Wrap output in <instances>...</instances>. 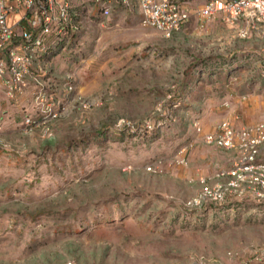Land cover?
Listing matches in <instances>:
<instances>
[{"label": "rangeland", "instance_id": "obj_1", "mask_svg": "<svg viewBox=\"0 0 264 264\" xmlns=\"http://www.w3.org/2000/svg\"><path fill=\"white\" fill-rule=\"evenodd\" d=\"M72 4L82 14L77 41L60 57L73 95L87 106L67 102L57 118L22 125L37 139L56 135L51 147L26 155L25 140L4 138L0 125V152L12 151L0 160V264H264L245 261L264 245V190L245 188V196L219 207L185 211L199 178L210 185L221 180L187 175L193 142L182 127L200 112H176L188 95L177 88L184 64L228 54L231 28L242 38L262 28L192 13V31L203 34L219 20L230 36L185 37L179 47L191 60L176 62L159 49L168 46L165 37L143 26L136 11L102 18ZM64 76L47 89L58 94ZM23 111L21 120L32 109ZM183 146L186 166L176 162Z\"/></svg>", "mask_w": 264, "mask_h": 264}, {"label": "built area", "instance_id": "obj_2", "mask_svg": "<svg viewBox=\"0 0 264 264\" xmlns=\"http://www.w3.org/2000/svg\"><path fill=\"white\" fill-rule=\"evenodd\" d=\"M73 0H0V85L8 97L21 94L33 86L31 114L20 126L46 123L57 118L67 102H86L75 97L70 73L62 79L58 94L49 87L48 79L59 78L49 61L68 51L77 37L81 12ZM91 16L108 18L118 10H134L143 26L151 27L162 37H171L195 13L200 20L215 15L231 23L247 26L264 21V0H75ZM244 35V33H242ZM264 65V54L260 57ZM48 63V66H47ZM150 128V124H145ZM193 132L206 144L234 151L232 165L215 176H224L210 185L199 178V190L184 201L185 211L202 209L207 204H221L230 197L242 198L245 188L264 190V118L235 127L229 119H219L210 130H204L198 117L190 121ZM1 130V128H0ZM190 145V144H189ZM183 146L176 162L187 165ZM151 166H148L150 169ZM219 181V180H218ZM264 262V245L250 251L245 261ZM182 264H195V261Z\"/></svg>", "mask_w": 264, "mask_h": 264}, {"label": "crops", "instance_id": "obj_3", "mask_svg": "<svg viewBox=\"0 0 264 264\" xmlns=\"http://www.w3.org/2000/svg\"><path fill=\"white\" fill-rule=\"evenodd\" d=\"M195 1L193 0V2ZM218 21H209L203 34L199 29L192 31L193 28L196 29L195 24L193 21H188L170 38H165V42L168 44L166 48H159L160 51L165 50L166 55L170 57L169 60L180 62L182 59H188V62L191 60L190 55L183 47H179L180 42L186 38H191L196 33L203 39L211 35L220 38L224 35L226 40L230 35L234 38L228 54H216L217 57H194L193 59H197V62L192 64L193 66L186 63L183 69L178 71V91L184 89L188 95L186 100L178 106L176 112L184 111L191 115L194 112H200L196 116L200 117L203 129L212 128L220 118L229 119L235 127H240L264 117V65L260 60L264 54V24H257V29L262 28L261 35L252 31L249 36L242 38L236 35L233 28H228L232 32L230 35L224 34V28ZM224 27L227 28V26ZM62 53L51 59L54 60L59 72H56L57 77L64 76L67 72L64 69V58L60 57ZM158 55L164 54L156 52V56L162 58ZM50 67L55 71L51 65ZM63 72L64 74H62ZM47 82L49 85L52 84L50 79ZM32 91L33 86L29 84L21 94L11 98L4 93V88L0 85L1 135L6 139L25 140L21 152L25 155L31 151L51 147L56 142L55 134L37 139L36 133L25 134L20 128L23 110H28L31 107ZM62 121L63 119L55 123L56 132L60 131L59 125ZM182 129L181 133L185 132L190 135L193 142L188 157L187 175L196 178L195 181L201 175L223 179L224 176L214 177V174L217 169H226L232 165L234 151L230 148L204 143L199 136L193 134L190 121L187 124L185 122ZM187 137L189 138V136ZM9 155H12V151H1L0 160L6 159Z\"/></svg>", "mask_w": 264, "mask_h": 264}, {"label": "trees", "instance_id": "obj_4", "mask_svg": "<svg viewBox=\"0 0 264 264\" xmlns=\"http://www.w3.org/2000/svg\"><path fill=\"white\" fill-rule=\"evenodd\" d=\"M74 39L76 40V37H75ZM76 41H77V40H76ZM76 41H74V42H76ZM74 42H73V43H74ZM71 45H72V43H71ZM228 201H231V200H227V201H225V202H223V203H226V202H228ZM223 203H221V204L210 203V204H207L206 207H207V206H211V207H216V206H218V207H219V206H221ZM233 205H234V204L231 205L232 208H234ZM183 212L185 213V211H183Z\"/></svg>", "mask_w": 264, "mask_h": 264}, {"label": "bare ground", "instance_id": "obj_5", "mask_svg": "<svg viewBox=\"0 0 264 264\" xmlns=\"http://www.w3.org/2000/svg\"><path fill=\"white\" fill-rule=\"evenodd\" d=\"M154 135H152V137H153ZM155 137V136H154Z\"/></svg>", "mask_w": 264, "mask_h": 264}]
</instances>
